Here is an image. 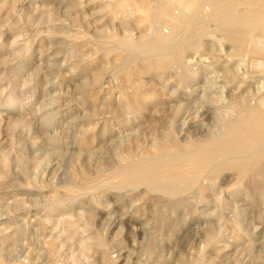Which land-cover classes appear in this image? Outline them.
I'll use <instances>...</instances> for the list:
<instances>
[{"label":"rangeland","instance_id":"rangeland-1","mask_svg":"<svg viewBox=\"0 0 264 264\" xmlns=\"http://www.w3.org/2000/svg\"><path fill=\"white\" fill-rule=\"evenodd\" d=\"M117 1L0 0V264H264V146L241 177L181 166L170 195L119 175L210 144L217 94L264 83V49L202 1L158 44Z\"/></svg>","mask_w":264,"mask_h":264},{"label":"bare ground","instance_id":"bare-ground-1","mask_svg":"<svg viewBox=\"0 0 264 264\" xmlns=\"http://www.w3.org/2000/svg\"><path fill=\"white\" fill-rule=\"evenodd\" d=\"M129 1L118 0L116 4L122 7ZM137 1L138 10L143 11V17L151 22L154 41L158 44L165 43L181 23L185 22V11L192 10L199 1H202L208 6L210 15L220 21L222 34L229 42L239 44L240 35L246 31L255 47L264 49V24L260 23L264 0H241L246 5L241 12L233 7V2L239 0H152V4H148L145 10L143 3L146 0ZM33 2L41 3V0ZM38 5L35 4V11L39 10ZM163 24L168 25L164 26L167 28L166 32L162 30ZM217 96L213 102H216L214 127L217 134L211 139L210 144L206 142L199 148L177 152L172 157L160 154L145 158L133 164L131 169L120 170L121 180H146L160 193L170 195L186 181L185 176L177 171L184 165L202 169L212 163L214 172L233 170L239 177L244 176L249 165L255 163L259 157L255 148L264 146V83L233 86L221 90ZM173 106L170 108H174ZM171 145L178 147L179 141L173 140Z\"/></svg>","mask_w":264,"mask_h":264}]
</instances>
